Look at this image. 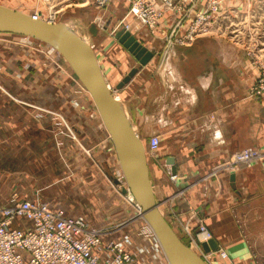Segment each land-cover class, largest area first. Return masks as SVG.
Returning a JSON list of instances; mask_svg holds the SVG:
<instances>
[{"label": "crops", "instance_id": "crops-1", "mask_svg": "<svg viewBox=\"0 0 264 264\" xmlns=\"http://www.w3.org/2000/svg\"><path fill=\"white\" fill-rule=\"evenodd\" d=\"M89 3L93 5L92 0H83L80 5ZM84 11L103 18L104 25L97 26L96 35L89 31L90 25L82 29L90 37L105 82L116 89L130 126L143 143L159 136L157 150L146 157L149 181L162 215L186 242L182 224L188 223L195 234L197 225L204 223L218 249L227 254L224 264H264V158L251 167L240 164L226 168L231 156L244 148H258L264 154V103L248 95L258 67L225 40L200 37L190 44L170 45L165 31L168 33L179 20L173 12H167L151 34L127 16L124 0H111L95 13L90 7ZM197 11L198 6L190 16ZM126 24L131 35L155 55L119 87L130 69L138 65L114 37ZM188 24L184 19L179 31L185 32ZM20 37L24 43L29 40ZM15 41L6 35L0 38V80H5L0 87V159L38 160L43 153L39 150L42 139L51 145L55 142L53 136L44 138L41 127L52 132L54 122L47 115L36 120V112L17 105L13 96L19 92L26 95L28 89L32 100L52 103L59 101L61 92L56 87L42 88L43 98L39 97V75H43L39 61L43 58L35 53L27 56L22 48L25 45L18 46ZM31 82L34 89L28 87ZM82 100L78 109L64 105L83 117L77 127L83 134L81 141L94 147L99 157L115 159L113 143L91 100ZM49 107L57 109L53 103ZM169 157L174 161V173L167 164ZM113 161L116 170L119 163Z\"/></svg>", "mask_w": 264, "mask_h": 264}, {"label": "rangeland", "instance_id": "rangeland-1", "mask_svg": "<svg viewBox=\"0 0 264 264\" xmlns=\"http://www.w3.org/2000/svg\"><path fill=\"white\" fill-rule=\"evenodd\" d=\"M60 1L62 2L56 5L51 0H0V5L28 15L38 12L36 11L37 4L39 13L44 16L56 10L58 13L55 15L54 23L66 24L73 33L85 38L92 47L89 35L84 33L82 28L94 23L97 14L95 16H92L91 13L85 15L84 11L90 7L93 13L98 12L94 9V4L89 3L84 7L80 5L83 0ZM212 3L215 5L212 6ZM197 6L199 11L191 17L190 11ZM201 12L214 22L216 28V31L203 36L204 38L228 41L250 61L253 67L258 65V63L253 64L255 61L264 62V0H186L181 11L185 15V21L189 20V23L196 14ZM178 14L179 12H177V16ZM165 34L168 36L169 32L165 31ZM5 35L15 39V43H19L18 46L25 45L22 48L27 50V56L35 53L43 58L41 63L39 61V69L41 71L43 69V75H39V97L43 98V89L56 87L61 92V98L59 96L58 102L52 101L57 109L51 110L49 106L52 103L32 100V91H28V89L26 95L20 92L14 94L13 98L18 100L17 105L22 108L29 107L28 109H33L36 112L34 116L36 120H44L46 115L51 117L54 122L51 128L52 132L41 127V134L45 139L53 136L55 142L51 145L42 139L39 150L43 153L38 160L35 158L18 161L0 159V205H5L10 194L16 193L23 199L35 198L38 202L46 203L54 209H60L68 216L80 215L90 225L103 230H111L110 232H114V234L137 229L141 224L136 216L137 210L134 204L127 200V194H123L120 190V186L124 182L122 183L118 179L117 172L120 167L115 170L116 163L113 160L119 162L116 151L115 159L106 156L99 157L94 151V147L85 146L81 141L83 134L77 129L78 121L83 118L82 115L74 114L71 110L64 108L66 105L71 109H78L79 103L83 102V100L81 101L83 97H88L91 100L70 65L56 51L48 54L50 47L45 43L38 41V43L27 44L19 40L20 35ZM5 35L1 34L0 38L4 39ZM3 81L5 82V80H0L2 88L4 87ZM35 83L38 84L37 81ZM34 86V83L31 82L28 87L33 88ZM111 89L116 97V89ZM91 103L98 117L96 118L101 121L92 100ZM28 104L36 108H31ZM39 104H43L45 107L39 106ZM254 149L259 150L258 148ZM44 153L49 154L45 156ZM262 161L263 159L258 163ZM175 233L180 238L179 234ZM196 234L192 231V237L186 236L187 242L180 239L187 247L189 246L188 248L193 253L201 257L199 249L195 245L198 242L193 241V239H197ZM200 248L203 250L202 246ZM220 251L223 250L217 248L212 251L216 255L208 258L210 264L227 262L228 257L223 260L217 256Z\"/></svg>", "mask_w": 264, "mask_h": 264}, {"label": "built area", "instance_id": "built-area-1", "mask_svg": "<svg viewBox=\"0 0 264 264\" xmlns=\"http://www.w3.org/2000/svg\"><path fill=\"white\" fill-rule=\"evenodd\" d=\"M124 1L128 4L127 16L138 20L151 34H154L160 22L165 19L167 12H173L175 16L179 12V20L166 37L170 45L190 44L197 38L216 31L214 22L202 12L195 15L185 32L179 31V25L185 19L181 11L186 0ZM51 2L59 5L62 1ZM110 2L111 0H92L98 11ZM37 5L36 11L39 12ZM213 5L215 4L212 3ZM51 12L53 15L58 13L56 10ZM93 22L99 28L104 25L101 16H96ZM121 24L122 22L117 27L120 28ZM122 29L128 31L129 25H124ZM33 42L27 40V44ZM48 53L51 54L49 49ZM256 63L258 74L248 95L256 102L264 103V62L255 61L253 64ZM158 145L159 136H151L145 143L146 153H154ZM263 158L261 151L244 148L231 156L226 168L240 164L251 167ZM117 174L119 179V170ZM170 177L174 179L175 175ZM119 180L124 182L123 178ZM133 204L141 215L140 207L135 202ZM182 227L185 236L192 237L190 225L185 223ZM110 231L94 228L82 216H68L60 209L51 208L35 198L23 199L12 193L8 202L0 205V264H170L154 231L144 221L135 230L117 234ZM196 238L193 241H197L200 246L212 238L202 222L198 224ZM198 244L195 245L201 258L210 264L208 258H212L214 252H204ZM219 254L221 259L227 258L224 251Z\"/></svg>", "mask_w": 264, "mask_h": 264}, {"label": "water", "instance_id": "water-1", "mask_svg": "<svg viewBox=\"0 0 264 264\" xmlns=\"http://www.w3.org/2000/svg\"><path fill=\"white\" fill-rule=\"evenodd\" d=\"M89 31L97 34L94 24ZM0 33L28 36L51 46L59 52L89 92L103 126L115 148L126 188L141 209L146 223L152 228L170 264H207L193 253L174 232L158 208L148 177L145 143L137 136L124 114L120 103L114 98L105 82L97 57L86 42L72 33L63 23H51L0 5ZM115 39L135 58L137 66L130 69L119 87L129 82L139 68L147 65L154 57V51L146 48L127 30H119ZM118 87V88H119ZM169 157L167 164L173 165ZM174 167L171 173H174ZM233 180V176L230 177ZM205 252L215 251L214 240L202 243Z\"/></svg>", "mask_w": 264, "mask_h": 264}, {"label": "bare ground", "instance_id": "bare-ground-1", "mask_svg": "<svg viewBox=\"0 0 264 264\" xmlns=\"http://www.w3.org/2000/svg\"><path fill=\"white\" fill-rule=\"evenodd\" d=\"M26 14V13H25ZM54 13H51V12H49L47 15H41L39 12H34V13H32V14H30L29 16H31L33 19H35L34 17L35 16H37L36 17V19H39V20H43V21H48V22H51V23H54V21H55V15H53ZM28 15V14H27ZM34 16V17H33ZM61 23V22H60ZM91 24H94V23H91ZM90 24V25H91ZM66 27H67V25L66 24H64ZM95 25V27H96V29H97V31H98V28H97V26H96V24H94ZM68 28V27H67ZM69 29V28H68ZM70 30V29H69ZM123 30V29H122ZM71 31V30H70ZM72 32V31H71ZM73 33V32H72ZM1 34H3V33H0V35ZM75 34V33H74ZM75 35H77V34H75ZM115 35V34H114ZM20 36H22V35H20ZM78 36V35H77ZM24 37H27V38H29L28 36H24ZM79 37V36H78ZM81 40H83L84 42H86L88 45H90L89 44V42L85 39V38H81V37H79ZM29 39H32V38H29ZM34 40H36V39H34ZM38 41V40H37ZM39 42H41V41H39ZM43 43V42H42ZM46 44V43H45ZM47 45V44H46ZM49 46V45H48ZM50 48H49V50H50V52L52 53V50H54V51H56L55 49H53L51 46H49ZM92 48V47H91ZM52 49V50H51ZM57 52V51H56ZM61 57H62V55L59 53V52H57ZM63 58V57H62ZM64 59V58H63ZM65 60V59H64ZM66 61V60H65ZM80 81V80H79ZM81 83V82H80ZM82 84V83H81ZM109 86V85H108ZM82 87L84 88V86H83V84H82ZM109 88H110V86H109ZM111 89V88H110ZM84 90L88 93V95L90 96V94H89V92L84 88ZM112 90V89H111ZM114 91V90H113ZM113 96H114V94H113ZM90 98H91V100H92V102H93V99H92V97L90 96ZM116 100H117V98L116 97H114ZM93 104H94V102H93ZM108 133V132H107ZM119 163V162H118ZM120 167V166H119ZM119 179H121V178H123L124 179V175H123V173H122V171H121V169H120V171H119ZM117 181V180H116ZM123 183V182H122ZM124 183H125V180H124ZM123 183V185H121L120 186V190H121V192H122V189L125 187L126 188V184H124ZM122 188V189H121ZM127 189V188H126ZM127 200L128 201H130V202H132V203H134L135 202V200L133 199V197H132V195L130 194V193H127ZM136 203V202H135ZM135 205V204H134ZM76 216H80V215H76ZM136 216H137V218H139V221H144L145 223H146V221H145V219L143 218V215L141 214H139L138 212H137V214H136ZM140 226H141V224H140ZM94 228H97V227H95V226H93ZM196 233H198V231L196 232ZM209 240H212L211 238L209 239ZM208 240V241H209ZM186 245V244H185ZM189 247V246H188ZM209 252H212V250L211 251H209ZM226 253V252H225ZM219 255V257H220V255L221 254H218ZM199 256V255H198ZM221 258V257H220ZM224 259V258H223Z\"/></svg>", "mask_w": 264, "mask_h": 264}]
</instances>
